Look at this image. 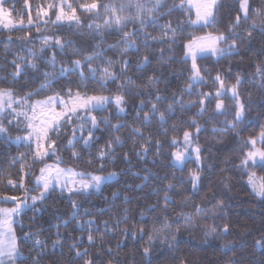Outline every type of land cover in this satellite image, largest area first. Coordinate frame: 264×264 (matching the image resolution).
<instances>
[{"label":"trees","instance_id":"1","mask_svg":"<svg viewBox=\"0 0 264 264\" xmlns=\"http://www.w3.org/2000/svg\"><path fill=\"white\" fill-rule=\"evenodd\" d=\"M50 0H7L5 7L11 8L15 5L16 12L13 16L16 21L28 19L29 13L36 14L41 8L46 7ZM71 2V0H70ZM85 2V0H78ZM90 2V0H87ZM108 3L109 0H103ZM173 0H167L171 4ZM230 7L223 10L220 14L219 23L214 28L211 27H189L181 21L187 19L182 13L174 12L171 16H165L160 23L164 24L169 20L173 26L177 24L183 28L184 39L178 41L177 46L171 51L165 50L163 59L159 53L160 49L167 48V45L149 42V46H143V37H141L140 51H129L126 55H120L115 51L106 53L107 56L117 61L116 69L118 79L116 83L108 85V91L94 92L92 88L88 89L89 94H110L115 95L117 92V84L124 78H131L133 84L132 93L126 96V103L123 105L125 111L117 114L115 104H110L103 111L95 113L98 118L107 117L111 124L121 123L124 127L119 131H113L110 126L101 123L99 129L95 132L92 144L88 148H83V141L76 144L75 151L82 153L80 160L71 158L73 149L67 148V141L72 135L71 127L67 128L66 135H62L57 141L55 154L49 153L45 157L43 163H32V149L26 143L19 146L14 142L8 143L0 140V173H3V179H12L19 181L23 173L19 172L21 163H16L15 167H10L12 157L19 156L21 153L27 154V163L31 165L27 169L31 174L26 177L25 183L28 187L35 189L36 176L39 175V169L48 162H54L57 157L63 158L62 165L72 166L81 171L92 173H108L115 171L117 176L115 179L102 185V191H93L91 195L77 193L57 189L51 193L44 203L37 204L35 211L31 208L25 209L15 223V232L18 238L20 251L28 257L35 255L32 250V243L35 234L40 233L41 239L47 240V248L51 251L52 241L56 239L54 233L59 230L63 237V251L61 256L59 252L55 256H45L41 264H52L55 260L56 264H72L75 250H70L69 245L74 241H80L78 247L80 250L87 248L89 257L97 262L103 261L107 264L111 257L107 250L112 249L113 255L118 254L119 264H144L142 255L144 247H152L153 255L151 257L152 264H264V200L255 196L251 192L248 185V174L255 172L264 177V168L259 166L253 167L249 165L244 170L237 165L244 158V154L249 151L251 145L247 147L244 141L250 137H255L264 126V90H261L255 83L258 77L253 78L252 73L255 71L256 64L264 60V35L259 31L252 33L251 46H242L237 55L217 58L210 54H206L203 58L197 60L198 66L202 69V75L205 80L196 84L191 90L187 91L189 77L191 76V60L184 62L183 44L187 39H191L194 35H200L216 30L226 31L229 19L234 18L239 9L238 0H225ZM253 9L264 7V0H250ZM23 10V16L18 13ZM102 11V9H101ZM163 11V9H162ZM81 15L84 28L77 29L73 24L71 28L64 24L62 28H53L51 24L42 25L43 35L72 37L77 42L91 40L87 36V25L92 17L83 12ZM52 14V19H54ZM195 18V12L192 9L191 19ZM19 27V26H18ZM131 27V26H130ZM24 31L14 30L11 33H0V77L6 72L12 71V66L7 65L6 68L4 49L8 47L12 51H16L21 47L39 48V39L41 36L35 34V29H31L33 33L32 42L25 45L18 37L25 35ZM77 31L85 33L83 37L76 36ZM148 31L153 35H158L159 28L153 30L151 27ZM11 35L13 43L8 44L7 37ZM119 40L118 36H109L106 43L112 44ZM123 47V45H119ZM53 50L49 49L45 55H50ZM91 51V49H87ZM150 56V63L142 69H138L139 61L145 56ZM169 57H172L169 59ZM11 55L7 56L10 60ZM68 57L57 54L58 61H66ZM130 60V64L126 71L122 74L119 69L123 60ZM44 65L41 64L43 69ZM219 74L220 79L224 82L228 91L225 96L219 97L226 106L234 104L230 99L232 96L231 87L236 84V76L240 74L243 77V83L237 86V90L244 100L248 109L243 121L234 129L229 122L235 118V108L229 107L223 114L217 111L216 89L220 86L219 81L213 82ZM149 77H159V82H150ZM43 79L41 75V80ZM69 81H72L70 84ZM23 82V78L22 81ZM78 77L69 75L66 80L57 81L50 91L41 92L37 96L32 97V101L52 95L55 92L63 94V89L72 87L76 88ZM40 80L35 83H29L25 87L12 85L7 82L0 83V87H12L19 96H23L25 92L35 88ZM139 91L140 95L135 93ZM210 94L205 99V104H200L203 94ZM159 94L166 99L158 103L160 111L166 114V122L161 123L157 113L148 123L143 121V112L149 111L151 104L155 102V96ZM175 97L180 98L185 105L181 106V102L173 100ZM251 102L249 103V99ZM146 102L143 111H140V118L137 119V112L141 101ZM192 102V103H189ZM173 104L171 112L167 110L168 104ZM195 121V123H193ZM8 128V136L17 137L24 134L25 126L22 122L13 123ZM199 127V131L197 128ZM133 128H139L143 133L142 136L134 135ZM185 131L192 132L196 144L200 147V161L195 158H188L181 166H177L173 162L172 153L178 148L179 144L174 145L172 141L179 142L184 137ZM80 135L79 131L76 133ZM87 136V132H84ZM120 136L122 146H115L114 162L104 161L105 167L100 171L98 166L101 161L97 160L94 166H89L86 161L89 152L95 156L98 150L112 137ZM55 139V134H53ZM135 141V143H134ZM159 141V147L157 146ZM141 145L147 148L145 152ZM259 146L260 142H259ZM140 155H137V153ZM128 154V159L124 158V154ZM200 171L201 177L197 187L194 189L191 183L190 174ZM10 174V175H9ZM148 176L147 182L144 177ZM171 183L173 187L169 189L167 186ZM140 185V187H137ZM8 195L21 196L22 192L11 188L5 189ZM118 193V198L113 199V193ZM171 197L167 209L164 208L163 197L165 193ZM39 189L29 193L30 197L37 195ZM130 197V202L125 203L124 197ZM73 202L79 204V212L83 213L88 209L91 215H77L76 219H72ZM12 202L0 205H9ZM195 205H200L204 213L208 214V219L200 220V225L219 226L227 223L229 231L226 235L218 233L209 234L207 229L198 226L190 229L180 228L176 231L177 224L184 223V217L180 213L196 215ZM155 206L153 211H149ZM127 208V218L124 219V209ZM145 212V216L141 217V212ZM203 214V213H202ZM165 216L172 221V232L169 237L175 236V249H169L168 246L162 245L160 240H154L149 245V234L154 224H158L159 220ZM213 217H215L213 219ZM92 219L95 221V227L100 231L94 232L96 241L93 244L88 243V226L83 227L78 221H87ZM117 220H121L118 228L114 225ZM64 221H67L64 224ZM108 222L110 231L104 233V222ZM61 225L57 229L56 225ZM144 228L143 233L140 229ZM127 230L126 232L124 230ZM33 233V238L25 240V233ZM101 233H104L101 238ZM135 233V237H133ZM259 242V243H258ZM226 243H235L236 247L231 252H225L223 245ZM119 245V247H118ZM235 254L234 260L229 258ZM82 264V261L77 262Z\"/></svg>","mask_w":264,"mask_h":264},{"label":"snow or ice","instance_id":"2","mask_svg":"<svg viewBox=\"0 0 264 264\" xmlns=\"http://www.w3.org/2000/svg\"><path fill=\"white\" fill-rule=\"evenodd\" d=\"M235 3L236 0H233ZM7 3V0H0V33H11L14 30L24 31L25 35L18 37V40H22L25 45L32 42L33 33L31 29H35L37 36L42 35V39H39V48L35 47H21L16 51L5 47L4 57L6 60L5 68L7 65L12 66V71L6 72V74L0 77V83L7 82L12 85H18L19 87H25L30 82L35 83L40 80L35 88L25 92L23 96H19L12 87H0V140H5L8 143H12V137L7 135L8 128L5 126H11L13 123L19 124L20 118H24L26 124L25 131L27 135L21 137H15V143L19 146L21 143H26L31 148L34 141L35 148L32 149V163H43L45 157L49 156V153L54 155L57 141L60 140L62 135H66L68 127L72 129V135L67 141L66 149H73L71 158L74 160H80L82 153L75 151L76 144L83 141L82 147L88 148L95 137V132L99 129L101 123L106 128L110 126L113 131H119L124 127L121 123L111 124L107 117L98 118L95 113L103 111L110 104H115L117 114L125 111L123 105L126 103V96L132 93L133 84L131 78H124L117 84V92L115 95H103V94H89L88 89L92 88L94 92L98 90L100 92L108 91V85L116 83L117 76V61L106 55L108 52L115 51L120 55H126L129 51L139 52L141 37H143V46L147 48L149 42L159 43L161 45H167V48L160 49V57L163 59L165 50L171 52L178 44V41L184 39L183 28L180 24L175 27L171 20L161 24L160 21L165 16H171L174 12H180L187 19L181 21L183 24H187L189 27H211L215 29V26L219 23L220 14L223 10L230 6L225 3V0H173L171 4L167 3V0H109L108 3H104L103 0H90V2H78V0H51L47 4V8L42 12H37L33 17L29 14L27 23L24 20L14 21L13 13L16 12L15 5L10 9H5L3 5ZM27 4V0H25ZM239 9L236 12L234 18L229 19V23L226 31L216 30L209 32L203 36H192L191 39H187L184 44V62L191 59V76L189 77V84L187 91L191 93V90L198 83L204 82L205 78L201 74L202 69L198 66L197 60L203 58L206 54H210L217 58H224L227 56L237 55L242 46H251L252 33L259 31L264 35V7L253 9L250 0H238ZM195 9V19H191L192 9ZM102 9V11H101ZM163 9V11H162ZM78 12H83L92 17L87 25V36L91 40L77 42L72 37L61 36H49L43 35L42 25L51 24L53 28H62L65 23L71 28L73 24L77 26V29L84 28L83 20ZM54 14L55 19H52ZM18 15L23 16V10ZM19 26V27H18ZM131 26V27H130ZM156 28L160 29L158 35L153 36L148 29ZM76 36L83 37L85 33L77 31L74 33ZM118 36L119 40L114 41L112 44L106 43L109 36ZM8 44L13 43L12 36L7 37ZM123 45L120 47L119 45ZM91 51H87V49ZM52 49L50 55L45 53ZM264 51V49H262ZM57 54L68 57L66 61H58ZM11 55V59L8 60L7 56ZM172 57H169L171 59ZM150 56L145 55L138 63L137 68L142 69L144 66L150 63ZM130 60L124 59L119 69L122 74L127 70ZM41 64L44 65L43 69ZM4 68H0L3 71ZM41 75L43 79L41 80ZM69 75H75L78 77L76 88L72 87L63 89V94L55 92L52 95L45 96L42 100L32 101L33 96L39 95L41 92L50 91L52 86L60 80H66ZM252 77L258 79L255 83L261 90H264V60H261L256 64L255 71L252 73ZM23 78V82L22 81ZM150 82H159V77H149ZM219 81L220 86L216 89V109L221 114L225 113L229 107L235 108V118L229 122L235 129L240 124L244 116L246 115L247 108L244 100L241 98L237 86L243 83V77L240 74L236 76V84L231 87L232 96L231 100L234 104L226 106L219 97L225 96L228 89L224 82L220 79L219 74L215 77L214 83ZM71 84L72 81H69ZM136 95H140L137 91ZM210 94H203L200 99V104H205V99ZM166 99L165 97L157 94L154 98L155 102H149L151 104L149 111L143 112V121L148 123L154 116L159 115L161 123L166 122V114L164 111H160L158 103ZM249 103L251 98L249 97ZM173 100L181 102L180 98L175 97L173 94ZM192 103V102H189ZM146 106L145 101H141L139 105V111L137 112V119L140 118V111ZM173 104H168L167 110L171 112ZM11 117V119H9ZM195 123V121H193ZM79 131L80 135H77ZM199 131V127L197 128ZM87 132V136L84 135ZM134 135L142 136L143 133L139 128H133ZM55 134V139H53ZM260 147L257 148V138L250 137L244 141V145L247 147L251 145L249 151L244 154V158L241 160L237 167L247 170L249 165L264 168V126L261 127L259 132ZM135 143V141H134ZM159 147V141L156 142ZM174 145L179 144L178 140H173ZM185 145L191 144L190 133L185 131L184 133ZM123 141L120 136L110 138L97 152L95 156L89 152V158L84 161L89 166H94L96 161L101 163L98 168L103 171L105 164L104 161L114 162L115 146H122ZM141 148L146 152L147 148L141 145ZM196 153L197 162L200 161V149L194 148ZM137 155H140L138 152ZM173 159L176 162L185 160V152L174 151L172 153ZM124 158L128 159V154H124ZM21 163L19 169L20 176L19 181L12 179H3L4 174L0 173V204H6L12 202L13 207H0V264H41V261L45 256H55L57 252L61 256L64 255L63 251V237L59 230L54 235L55 240L52 241L51 251L47 248V240L40 238V233L35 234V239L32 243V250L35 251V255H29L26 257L21 251L18 244V238L15 234L14 224L17 217L21 216L25 209H37V204H43L49 195L55 192L58 188L63 191L68 185L67 190L69 193L73 191L77 193H84L91 195L93 191H102V185L110 182L117 173L112 172L107 176L94 175L87 171H77L74 168H62L60 165L63 163L62 157H57L55 164H45L39 169V175L36 176L35 189H39L37 195H32L29 200V193L34 191V188L28 187L25 183V179L31 173L27 171L31 165L28 164L27 154L21 153L19 156H14L11 159L10 167H15L16 163ZM10 175V174H9ZM200 171L190 174L191 183L195 189L200 180ZM148 176L144 177V181L147 182ZM248 185L251 188L252 194L264 200V177H257L255 172L248 174ZM140 187V185H137ZM169 189L173 187L171 183L167 186ZM11 188L13 190H19L22 192L21 196L8 195L5 189ZM118 198V193H113V199ZM125 203L130 202V197H124ZM164 208L167 209L168 205L172 203L171 197L165 193L163 197ZM73 214L72 219H76L77 215H91L88 209H85L83 213L79 212V204L73 202ZM196 215H189L180 213V216L184 217V223L177 224L176 231L180 228L190 229L193 227L202 226L207 229L209 234L218 233L219 235H226L229 231V225L225 223L223 228L219 226L200 225V220L208 219V214L204 213V210L200 205H195ZM155 206L149 209L153 211ZM128 209L125 208L124 219L127 218ZM203 213V214H202ZM145 216V212H141V217ZM215 217H213L214 219ZM67 221H64L66 224ZM81 226H88V243L93 244L96 241L94 232L100 230L95 227V221L89 219L87 221H78ZM121 220H117L114 227L118 228ZM57 229L61 225H56ZM109 230L108 222H104V233ZM127 231L126 229L124 230ZM142 234L144 228L140 230ZM172 232V221L167 216L159 220L158 224L153 225V229L149 234L148 244L152 245L154 240H160L162 245H167L169 249H175V236L169 237V233ZM104 233H101V238ZM33 233H25V240L33 238ZM133 233V237H135ZM80 241H74L69 245L70 250H75L72 264L82 261V264H104L103 261L97 262L89 257L87 248L80 250L78 247ZM259 243V242H258ZM264 246V245H262ZM119 247V245H118ZM235 243H226L223 245L225 252H231L235 248ZM108 255L111 257L107 264H119L118 254L113 255L112 249L107 250ZM142 255L144 257V264H152L151 257L153 255L152 247H144ZM235 254L230 257V260H234ZM52 264H56L53 260Z\"/></svg>","mask_w":264,"mask_h":264},{"label":"rangeland","instance_id":"3","mask_svg":"<svg viewBox=\"0 0 264 264\" xmlns=\"http://www.w3.org/2000/svg\"><path fill=\"white\" fill-rule=\"evenodd\" d=\"M49 2H51V0L49 1ZM48 2V3H49ZM47 3V4H48ZM3 7L5 8V9H9V8H7V7H5L4 5H3ZM47 8V6L46 7H43V8H41V10L40 11H38V12H42L43 10H45ZM193 10H194V12H195V9L193 8ZM30 14V13H29ZM37 14V13H36ZM36 14H31L33 17H35L36 16ZM13 19H14V21H16L15 20V18H14V16L12 17ZM54 19H55V17H54ZM195 19V18H194ZM19 21V20H18ZM24 22H25V24L27 23V21L26 20H24ZM207 33H209V32H207ZM207 33H203V34H200V35H196V36H203V35H206ZM191 60V59H190ZM202 74V73H201ZM103 95H110V94H103ZM43 98H40V99H36V100H42ZM9 119H11V117H9ZM20 121L24 124V126L26 127V124H25V122H24V118L23 117H21L20 118ZM190 133V139H191V144L190 145H185V143H184V137L182 138V140L179 142V146H178V148L175 150V151H181V152H185V160L186 159H188V158H190V157H192V158H195L196 159V153L193 151V149L194 148H197V147H199L197 144H196V142H195V139H194V136H193V133L192 132H189ZM7 135H8V133H7ZM25 135H27V132H25L24 134H20L19 136H21V137H23V136H25ZM256 138H257V145H256V147L257 148H259L260 146H259V142H260V137H259V134L257 135V136H255ZM14 141H15V137H13L12 138ZM33 146H34V148H35V143H34V141H33ZM199 149H200V147H199ZM250 150V149H249ZM50 153H51V151H50ZM184 160V161H185ZM184 161H181V162H176L174 159H173V162H174V164L175 165H177V166H181L183 163H184ZM56 163V161H54V162H48L47 164H55ZM60 167H62V168H74V167H72V166H68V165H60ZM75 170H77V171H81V170H78V169H76V168H74ZM112 172H115V171H111V172H108V173H92V174H94V175H103V176H107L109 173H112ZM116 173V172H115ZM117 176V175H116ZM116 176L113 178V179H115L116 178ZM256 176L257 177H261L260 175H258L257 173H256ZM112 179V180H113ZM72 185H68V186H66L65 188H64V190H66V191H68L67 190V188L68 187H71ZM59 189V188H58ZM29 201V200H28ZM14 206V204H9V205H0V207H13ZM18 218V217H17ZM17 220V219H16ZM14 229H15V224H14ZM15 234H16V232H15Z\"/></svg>","mask_w":264,"mask_h":264}]
</instances>
